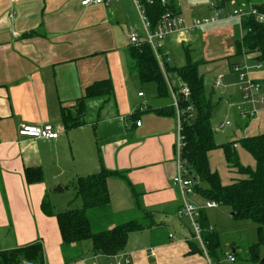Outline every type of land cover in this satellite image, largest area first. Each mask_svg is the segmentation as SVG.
Returning <instances> with one entry per match:
<instances>
[{"label":"crops","instance_id":"0c3cea01","mask_svg":"<svg viewBox=\"0 0 264 264\" xmlns=\"http://www.w3.org/2000/svg\"><path fill=\"white\" fill-rule=\"evenodd\" d=\"M212 1L204 6L196 0H171L188 26L193 17L211 14ZM227 3L239 4L235 0ZM140 5L133 0H106L88 6H82L80 0H0V250L39 241L44 264H114L110 260L115 256L93 255L92 244L85 249L86 240L62 245L56 217L41 206L46 200L53 211L65 210L54 206L52 193L56 190L51 188L60 184L65 189L63 181L68 175L76 179L102 166L118 172L107 179L110 202L101 211L107 219L105 227L129 220L144 224L143 229L129 233L118 255L127 254L130 264H212L207 254L191 250L202 247L189 219L180 217L182 196L172 183L177 170L178 124L171 89L186 83L170 71L178 83L173 85L168 71L159 64L168 94H158L153 82H141L130 68L128 51L133 44L129 36L136 32L143 37L137 31L139 22L144 31ZM32 31L34 35L26 36ZM242 35L239 18H221L167 35L161 53L167 52L170 66H181L188 59L198 62L205 92L212 101L216 97L218 101H237L240 79L232 63L243 67L251 80H258L264 92V67L258 66L255 54H235V41ZM177 46H182L183 53ZM102 79H110L112 96L85 98L83 124L65 129L62 108L75 111L87 87ZM141 83L148 84L147 95L140 90ZM237 103V109L243 105L255 113L245 118L248 122L242 134L243 128L238 129L241 122L236 124L240 133L228 142L264 133V106L244 98ZM159 109L173 113L158 114ZM20 123L51 124L58 130V138L20 135ZM234 147L242 161L246 150L237 142ZM212 150L208 152L209 166L227 184L237 175L229 171L224 152V163L215 166ZM31 168L40 169V180L27 181L26 170ZM225 170L227 178L225 173L222 176ZM207 221L215 228L208 217ZM138 237L148 238L150 246L130 243Z\"/></svg>","mask_w":264,"mask_h":264},{"label":"trees","instance_id":"16d2710c","mask_svg":"<svg viewBox=\"0 0 264 264\" xmlns=\"http://www.w3.org/2000/svg\"><path fill=\"white\" fill-rule=\"evenodd\" d=\"M145 11L150 27L153 29L165 13L180 15L176 4L167 0H138ZM218 5L227 4L231 0H215ZM237 3L249 0H235ZM264 11V1L257 5ZM243 35L235 41L234 48L237 56L254 53L255 58L264 67V22H258L253 16L241 18ZM34 35V32L26 33V36ZM143 38V37H142ZM138 45L129 48L130 68L135 71L139 80L143 83L153 82L158 94H168L165 76L155 57V54L145 40ZM236 64L232 63L231 65ZM165 71H174L179 78L185 82L190 89L188 101L178 99L179 107L186 108L187 104L193 106V117L184 115L181 121L184 145L182 154L187 161L190 173L196 177L194 189L205 199L213 200L217 205H225L234 212V217L248 219L257 224L259 241L252 243L246 250V256L240 257L242 264H260L258 246L262 240V229L264 226V133L247 136L235 141L249 152L255 161V166H245L240 162L235 142L217 144L214 140V130L211 125V113L214 102L206 94L202 75L198 72V62L190 59L181 66H170L168 61L163 63ZM258 81V80H257ZM178 87H172L177 90ZM112 84L110 79L95 81L86 89L84 96L80 97L75 111L62 108V122L65 129H72L83 124L85 103L87 97L112 96ZM172 108L174 106L172 105ZM158 114H172L170 109H159ZM248 120V119H247ZM247 120L243 126H246ZM221 147L224 152L225 161L230 172L237 175L227 184H222L217 171L211 170L208 162V152ZM112 171L100 167V169L86 176L75 179L74 189L76 195L81 199V207L66 208L62 211H53L51 205L42 201V209L48 215L56 217L61 234V242L65 247L90 240L93 255L114 256L124 250L130 232L141 230L144 224L129 220L113 227L93 231L89 219V211L106 208L110 202V194L107 188V179L117 175ZM28 182L41 179V171L38 168L26 170ZM205 184L204 185H202ZM150 214V213H148ZM197 220L201 227V238L204 249L192 248L193 251L205 252L209 258L218 259L220 239L218 231L207 221L206 213L200 208ZM211 226V227H210ZM195 244V243H191ZM234 250V249H233ZM236 260L235 252L232 254ZM23 261H32L36 264H44L42 245L39 241L27 245L0 250V264H20Z\"/></svg>","mask_w":264,"mask_h":264},{"label":"built area","instance_id":"2783aa9c","mask_svg":"<svg viewBox=\"0 0 264 264\" xmlns=\"http://www.w3.org/2000/svg\"><path fill=\"white\" fill-rule=\"evenodd\" d=\"M135 3H139L138 0H133ZM167 0H160L161 3H166ZM106 0H80V4L82 6H88L90 4H102L105 3ZM148 3H153V0H147ZM258 4L244 2L235 6H231L230 3L224 5H218L216 1H212L210 3L211 14L206 17H193L191 19V24L188 26L185 23L184 17L181 15H175L170 13H165L160 21L157 23L155 28H151L149 21L146 17L144 8L141 6L140 8V16L142 19V24L144 28V35L142 40H145L151 46L158 63L162 65L164 61H169L167 57V52L165 54L161 53V49L163 47L164 39L167 35L171 33H175L178 31H183L184 29L192 30L193 28L199 27L201 25H210L221 18H232L237 17L241 20V18L245 16H253L258 22H264V11H261L258 8ZM13 16V13L10 15ZM141 39L137 33L132 32L129 36V42L133 45H138ZM261 66V63L258 65ZM232 70L239 75L240 84L239 88L242 92L243 98L247 101H250L253 105H261L264 106V93L261 89V83L257 80H251L247 77L246 70L241 67L238 63L232 65ZM220 79H218L219 81ZM173 106L175 109V116L177 119V139L175 143V161H176V174L172 179L173 185L178 189L179 193L182 196V204L180 208V213L186 216L191 224L194 237L199 241L202 249H204L203 241L201 238V227L195 217L196 207L188 203L185 200V196L187 193L194 192V184L193 175L190 173L187 167V161L183 157L182 147L184 145V136L182 134V125L181 121L186 113L188 114V118L193 117V106L192 104H187L185 109L179 107L178 99L182 98L183 101H188L190 96V89L187 84L180 85L177 90L171 89ZM140 95L142 92L139 93ZM238 110L240 114L244 118H252L254 116L255 111L247 109L245 106H239ZM137 125H140V121L136 122ZM229 122L226 121L219 125L221 128L223 125H228ZM18 133L23 136H31L36 138L43 139H56L58 138V130L51 124H45L43 126L29 125L26 123H20L18 125ZM217 203L213 200H205V207L212 208L216 207ZM211 227V226H210ZM205 252V250H204ZM206 254V253H205ZM115 256L114 264H130L131 259L127 254H117ZM229 261H234L233 256H228Z\"/></svg>","mask_w":264,"mask_h":264},{"label":"rangeland","instance_id":"374dc122","mask_svg":"<svg viewBox=\"0 0 264 264\" xmlns=\"http://www.w3.org/2000/svg\"><path fill=\"white\" fill-rule=\"evenodd\" d=\"M209 1L210 0H196V4L207 6ZM254 1L260 2L261 0H254ZM136 27H137V31L140 32L142 35H144V31L142 30L140 22L137 23ZM176 50H179L181 53H183L182 46H177ZM234 58L235 57H232L229 61H232ZM132 72L134 71L132 70ZM166 75L169 77L172 76L171 72H167ZM171 82L173 85L178 84L173 77H171ZM143 85L144 84L141 85L142 87L140 90H142L147 95L149 90L147 88L148 84H145L146 86ZM177 87H179V84L177 85ZM233 91L235 92L234 89ZM236 92L240 94L239 100L237 101H235L233 98L232 99L229 98L228 101H225V99L218 101L217 97L215 98V101H213L214 106L211 115V119H212L211 124H212V128L214 129V140L217 143L220 144L227 143L229 140H231V138H236V136H238V133H240L237 132L238 129L242 130L243 128L241 134L244 132V126H242V122L247 119L241 116L240 111L237 109L236 106L238 104L237 103L238 101L240 100L243 101V96L239 90H237ZM226 121H228L230 125H226L220 128L219 127L220 122L224 123ZM238 122H241V126L240 128L237 129L236 124H238ZM96 134L100 135V133H96ZM237 149L243 150L241 147ZM222 152L223 149L221 147H217L215 148V150H212L213 163L217 167H219V165L221 166V164L224 163ZM253 159L254 158L252 157V155L249 152L245 151V158H242L241 159L242 161L240 162L241 163L243 162L242 164L245 166H250L253 168L255 166V161ZM224 173H225V178H227L228 174L226 170L225 172L222 171L223 177H224ZM66 179H67L66 181H63V185L66 186L65 189H63V187L60 184H56L51 188V190H53L57 186L62 187V190H57L52 193L54 195L53 197V202L55 204L54 206L59 210L81 206V200L76 195V191L74 189L75 178L71 179L70 175H68ZM202 185L205 186V184L203 183ZM186 198H187L186 199L187 202L193 204L196 207V211H197L196 215L198 214L200 208L204 209L208 217V220L212 222V224L215 226V229L219 233L220 247L218 250V259L215 260L211 258L212 264H242V262L240 261V257L246 254V250L248 246H250L254 242L259 241V232L257 230V224L248 219H239L234 216H231L230 212L232 211L228 206L225 205L218 204L215 208H205V199H203L202 196L196 190H194V192H192L191 194L187 193ZM104 209L105 207L101 209H96V210L94 209L89 211L91 227L93 231H98L106 228L105 226L107 219L103 217L102 215L103 212H101ZM180 217L187 219L181 214ZM177 219L181 220V218H177ZM148 221L149 220H147V222ZM174 226L179 229L177 224ZM134 235H139V234H134ZM261 237L262 240L258 246V254L261 257L260 259L264 258V226ZM84 243L85 244L83 245H85L84 247L85 249L87 247H90L91 245L90 240H86ZM130 243L135 246H141L143 248L144 247L147 248L148 246H150V242L148 241V238H146L145 240L142 237H138L137 240H133L132 238V240H130ZM233 249L235 250L236 260L231 262L229 261L228 256L233 254L232 252ZM115 261H116L115 259L110 260V262L112 263H114Z\"/></svg>","mask_w":264,"mask_h":264},{"label":"water","instance_id":"95a60500","mask_svg":"<svg viewBox=\"0 0 264 264\" xmlns=\"http://www.w3.org/2000/svg\"><path fill=\"white\" fill-rule=\"evenodd\" d=\"M193 180L194 181H196V177H193ZM53 190H62V187L61 186H57V187H55V189H53ZM230 215L231 216H233L234 215V212L232 211V212H230ZM264 263V258H262L261 260H260V264H263ZM20 264H36V263H34V262H32V261H23V262H21Z\"/></svg>","mask_w":264,"mask_h":264}]
</instances>
